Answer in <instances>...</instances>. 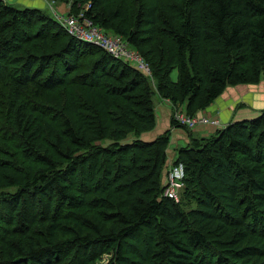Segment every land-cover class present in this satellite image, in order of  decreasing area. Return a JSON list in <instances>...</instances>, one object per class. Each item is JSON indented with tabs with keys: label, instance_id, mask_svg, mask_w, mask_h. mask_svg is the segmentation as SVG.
Wrapping results in <instances>:
<instances>
[{
	"label": "trees",
	"instance_id": "obj_1",
	"mask_svg": "<svg viewBox=\"0 0 264 264\" xmlns=\"http://www.w3.org/2000/svg\"><path fill=\"white\" fill-rule=\"evenodd\" d=\"M53 1L89 5L150 74L0 0V264H264V111L178 151L177 203L170 131L140 140L154 94L194 117L264 90V0Z\"/></svg>",
	"mask_w": 264,
	"mask_h": 264
},
{
	"label": "crops",
	"instance_id": "obj_2",
	"mask_svg": "<svg viewBox=\"0 0 264 264\" xmlns=\"http://www.w3.org/2000/svg\"><path fill=\"white\" fill-rule=\"evenodd\" d=\"M11 2V5H13L14 7H18L15 6L14 3L21 4L24 9H38L44 11V7L46 6L44 0H11ZM242 87L246 88L248 86L228 88L227 91L213 105L208 107L205 111H202L203 115L209 117V122L206 124L196 125L194 129L189 131L190 137L189 134L185 136H183L182 134L179 135V132L181 133V131H179L177 128H172L170 126L173 106H168L166 103H163L164 100L159 99V101L155 103L154 107L156 114V127L153 131L142 134L140 136V140L149 143L152 142L159 135L170 131L171 138L166 150V163H168L169 160L173 159L175 161L177 158L178 151L182 148H186L190 144V138L205 139L215 135L217 131L221 130L232 122L241 120H253L257 118L258 114L260 115L259 110H256L258 109L257 106H254V110L248 111V113L245 114L243 117L242 115H240V110L239 112H236L238 106L236 105L237 102L235 100V97H237V91H240V88ZM241 103L244 102L242 101ZM211 121H215L216 123H218V125L212 124ZM155 130L157 131L155 132Z\"/></svg>",
	"mask_w": 264,
	"mask_h": 264
},
{
	"label": "built area",
	"instance_id": "obj_3",
	"mask_svg": "<svg viewBox=\"0 0 264 264\" xmlns=\"http://www.w3.org/2000/svg\"><path fill=\"white\" fill-rule=\"evenodd\" d=\"M59 25L72 37L84 41L92 46L104 50L114 59L128 64L131 68L149 75L148 65L136 53L129 49L127 43L118 35L103 30L95 26L92 21L86 17H61ZM174 121L179 126H184L190 130L198 124H206L209 118L190 117L176 114L173 116ZM212 124L218 125L215 121ZM184 167L181 163L173 164L165 177L163 185V197L171 199L176 203L179 201V192L183 187Z\"/></svg>",
	"mask_w": 264,
	"mask_h": 264
},
{
	"label": "rangeland",
	"instance_id": "obj_4",
	"mask_svg": "<svg viewBox=\"0 0 264 264\" xmlns=\"http://www.w3.org/2000/svg\"><path fill=\"white\" fill-rule=\"evenodd\" d=\"M2 1L5 5H9V6L14 7L13 5H11L12 4L11 0H2ZM44 2L46 4V6L44 7V11L50 16L51 19H53L58 24H59L58 21L61 19V17H66L67 13L70 12L71 2H68V3L62 2L59 4L57 3V5H56V2L53 0H44ZM14 4H15V6H18V7H14L16 9H19V10L24 9V7H22L21 4H17V3H14ZM79 41L86 43V42L81 41V40H79ZM86 44H88V43H86ZM129 49L133 52H136L133 49H131L130 47H129ZM171 79L174 82L177 80V73L176 72L172 73ZM246 88L242 87V88H240V91H237V97H235V100L237 102L236 105L238 107H237L236 112H239V110H240L241 111L240 115H242V117H243L245 114L248 113V111L254 110V106H257L258 109H256V110H259V112L261 114L264 111V90H263L262 86L257 85V86H249ZM159 99H160L159 96H157V94H154V97H153L154 107H155V103L157 101H159ZM160 100H162V99H160ZM242 101L244 103H241ZM163 103H166L168 106H171V107L173 106L172 107L173 110L171 109L172 110V118L176 114L187 116V113H186L185 107H184L185 105L174 106V105H172V103L169 100H166V99L163 101ZM205 110H202V111H205ZM202 111H200V113L194 117H201V118H207L208 119L209 117L203 115ZM256 112H258V111H256ZM258 116H259V114H258ZM241 121H251V120H241ZM236 122H240V121H236ZM177 129L179 131H181V133L179 132V135L182 134L183 136H185V135L189 134V137H190V133H189L190 129L189 130H188V128L187 129L186 128H177ZM156 131L157 130H155V132ZM170 134H171V132H170ZM178 139H180V138H178ZM191 139H194V138H190V141H191ZM132 140H134V139L132 138ZM128 143H131V141H129L125 144H128ZM107 145H108V143H106V142L97 143V146H104L105 147ZM173 161H174V159L169 160V162L166 163V166H165L164 171L162 173L163 174L162 185H164V183H165V177H166L167 172L169 171L171 166L174 164ZM9 191H11V190H9ZM109 258H110V256L104 255L99 264H105Z\"/></svg>",
	"mask_w": 264,
	"mask_h": 264
},
{
	"label": "bare ground",
	"instance_id": "obj_5",
	"mask_svg": "<svg viewBox=\"0 0 264 264\" xmlns=\"http://www.w3.org/2000/svg\"><path fill=\"white\" fill-rule=\"evenodd\" d=\"M89 9V5L87 6L86 5V7H85V9H84V11L83 10H81L78 14H70L69 16L70 17H76V18H79V17H81V16H83V17H86V18H88L84 13H85V11H87ZM242 10V9H241ZM89 19V18H88ZM244 24V23H243ZM231 29V28H230ZM234 29V28H233ZM243 31V30H242ZM72 37V36H71ZM74 38V37H73ZM76 39V38H75ZM78 40V39H77ZM79 41V40H78ZM108 54V53H107ZM111 56V55H110ZM112 57V56H111ZM199 88V87H198ZM247 89V88H246ZM255 89V88H254ZM219 99V98H218ZM217 99V100H218ZM222 99V98H221ZM215 112V111H214ZM212 114V113H211ZM220 114V113H219ZM222 118V117H221ZM129 258V257H128ZM134 258V257H133ZM132 258V259H133ZM43 259V258H42ZM130 260H132L131 258H129ZM135 260V259H134ZM134 260H132V261H134ZM41 261V260H40ZM135 262V261H134ZM39 263V262H38ZM42 263V262H41Z\"/></svg>",
	"mask_w": 264,
	"mask_h": 264
}]
</instances>
